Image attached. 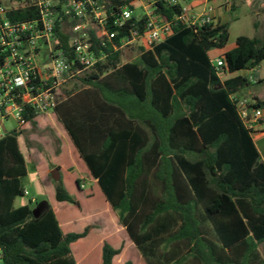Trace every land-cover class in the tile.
Returning a JSON list of instances; mask_svg holds the SVG:
<instances>
[{
    "label": "trees",
    "instance_id": "1",
    "mask_svg": "<svg viewBox=\"0 0 264 264\" xmlns=\"http://www.w3.org/2000/svg\"><path fill=\"white\" fill-rule=\"evenodd\" d=\"M155 7L167 18L178 8ZM65 20L56 25L53 48L69 52L76 21ZM86 31L102 59L82 70L71 64L78 83L59 87L52 111L145 263L264 264V162L232 98L251 82L239 73L220 76L264 61V37L237 36L216 69L208 50L226 44V22H176L163 41L138 47L139 55L123 62L122 50L112 47L119 34L108 41L91 27ZM249 107L264 109V97L253 95ZM36 115L23 111L32 127ZM21 134L12 129L0 137V263L76 264L70 243L91 225L63 232L50 205L36 202L37 215L32 199L14 205L25 195L28 170L29 144L25 138L22 149ZM81 181L76 178L78 186ZM52 182L57 201L79 206L60 178ZM118 252L104 242L101 264H112Z\"/></svg>",
    "mask_w": 264,
    "mask_h": 264
},
{
    "label": "built area",
    "instance_id": "2",
    "mask_svg": "<svg viewBox=\"0 0 264 264\" xmlns=\"http://www.w3.org/2000/svg\"><path fill=\"white\" fill-rule=\"evenodd\" d=\"M156 3L180 6L167 18L155 12ZM22 13L34 16L20 19ZM62 16L66 23L76 21L71 26V58L69 52L53 48L58 43L55 28L62 24ZM212 21V4L195 10L181 0H0V137L7 131L4 120L9 117L17 124L16 130L28 123L23 117L26 107L37 114L52 110L60 85L74 74L71 64L77 63L82 70L102 59L103 55L91 49L88 27L108 41L119 34L118 43L112 44L115 50L148 49L170 35L176 22L196 27ZM44 52L49 56L47 61ZM214 65L218 69L221 60ZM34 80L39 83L33 84ZM232 98L248 127L258 122L259 108L250 109L246 97L234 94Z\"/></svg>",
    "mask_w": 264,
    "mask_h": 264
},
{
    "label": "crops",
    "instance_id": "3",
    "mask_svg": "<svg viewBox=\"0 0 264 264\" xmlns=\"http://www.w3.org/2000/svg\"><path fill=\"white\" fill-rule=\"evenodd\" d=\"M212 1L214 0H181L183 4L195 10L203 9L208 3L212 4ZM243 1L253 4L260 14L263 12V0ZM226 7V10H228L235 6L232 5V1H229ZM214 19L222 22L219 17L218 6L214 7ZM261 63L253 69L242 70L247 71V75L238 71L231 74L223 73L220 76L224 79L239 73L247 76L250 79L251 85L262 84L264 77L261 76L259 72ZM250 86L247 88V92H245V90L242 91L249 99H251L253 95L259 98L264 97V94L258 95L256 92L252 91ZM261 118L262 119H259L257 123H252L250 128L252 130V139L260 154V160L264 162L263 109L261 110ZM35 120L39 132H43L44 129H49L52 132L55 138V144H42L43 151L33 148H29L28 150V154L30 153L33 158V163H30V169L35 175L38 192V196H34L32 200L37 202L38 197L41 196L39 205H46L45 201H48V205L53 209L63 232H79L82 231L86 225H91L90 230L85 236L70 243V249L76 264H101V248L104 242H108L114 248H119V252L112 257V264H123L127 260H132V264H146L139 250L130 239L126 229L119 223L116 213L106 200L96 179L90 174L86 163L80 157L71 137L57 118V115L52 110H49L45 113L37 114ZM28 123L24 126L28 125ZM30 135L29 138H32L33 134ZM44 152L47 153L50 162L58 168L59 178L66 190L69 193H75L74 197L79 202V208L76 209L68 205H57L53 203L55 201L63 204L65 201H57L55 199L54 184L52 181H46L51 168L45 158ZM26 165L28 168L29 163L27 157ZM77 177L82 179L80 186L76 183ZM78 197H80L81 200H86L88 204H91L92 207H89L90 210L85 207L84 209L82 208V204Z\"/></svg>",
    "mask_w": 264,
    "mask_h": 264
},
{
    "label": "rangeland",
    "instance_id": "4",
    "mask_svg": "<svg viewBox=\"0 0 264 264\" xmlns=\"http://www.w3.org/2000/svg\"><path fill=\"white\" fill-rule=\"evenodd\" d=\"M229 1H232V5H234L235 7H233L232 9L226 10V8H227L226 6L228 5ZM212 2H213L212 5L214 4V7L218 6L219 17H220L222 22L227 23L228 33H229L228 40H227L226 44L224 45V47H222V48H211L208 50V56L213 63H215L216 60L218 58H220L225 51L230 50L231 48L234 47L235 39L237 36L244 35V36H248V37H257V38H263L264 37V7H262L263 12L261 11L262 13L260 14V12L256 9V7L253 4L245 3V1H243V0H214ZM263 6H264V4H263ZM45 54H46L45 61H47L49 59V56L47 55V53H45ZM138 55H139L138 48L132 47L129 49L122 50L120 59H121V62H123L126 60H132V59L136 58ZM41 59H42V55L39 54V56L37 57V60L40 61ZM41 66H42V64L40 62H38V67H40V69H41ZM259 72H260L261 76L264 77V62L261 63ZM241 73L247 75V71H241ZM77 83H78V80L76 78H74V77L68 78L65 80V82H63L60 85V89L61 90L62 89L69 90L73 86H75V84H77ZM250 89L252 91L256 92V94H258V95L264 94V81L262 84H252L250 86ZM245 92H247V89H245ZM239 96L246 97L250 101V99L248 98V96L244 92L240 93ZM4 124H5V127L7 130H12V129L17 128V124L10 117L8 119L4 120ZM18 130H20L22 132L20 142H21V146H22L23 150L25 149V147H24V139L25 138L28 140L29 148H33L35 150L39 149V146L42 147V144H44V143L55 144L54 135L52 134V132L49 129H44L43 132H39L37 130L36 125L34 127H32L28 123V125H26L24 127H19ZM30 134H33L32 138H29V136H31ZM29 148H28V150H29ZM44 155H45V158L49 164V167L51 169L54 168V167H51V165H53V164L50 162L46 152H44ZM26 157L28 159L29 167H28L26 176L22 179V185L28 191V194H26L22 197H17L14 201L15 206H19L23 203H28V201L30 199L34 198V196H36V197L38 196L37 187H36L37 186L36 178H35L33 171L30 169L31 168L30 163L31 164L33 163V158L30 155V153L28 154V152H27ZM46 181H48V182L52 181L50 174H48ZM74 194L75 193H73L72 195L74 196ZM40 198H41V196L38 197L37 202H39ZM78 198L82 204V208L84 209V207H85V208H88V210H90L89 207H92L91 204H88V202L84 199L81 200L80 197H78ZM45 202H46V204H49L48 201H45ZM53 203L57 204V205H68V206L76 208V209L79 208V206H76V205L69 203V202H63V204H62V203L54 201ZM36 205L37 204L34 201H32L30 203V206L34 209L37 208ZM41 207H43V206H41ZM259 248H260L261 254L264 256V243H261L259 245Z\"/></svg>",
    "mask_w": 264,
    "mask_h": 264
},
{
    "label": "water",
    "instance_id": "5",
    "mask_svg": "<svg viewBox=\"0 0 264 264\" xmlns=\"http://www.w3.org/2000/svg\"><path fill=\"white\" fill-rule=\"evenodd\" d=\"M263 111H264V109H263ZM50 175H51V178H52L53 180H58V179H59V171H58V168H57V167L52 168V169L50 170ZM38 210H39L38 207L35 208V209L33 210V214H34V215H37Z\"/></svg>",
    "mask_w": 264,
    "mask_h": 264
}]
</instances>
